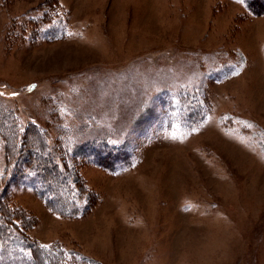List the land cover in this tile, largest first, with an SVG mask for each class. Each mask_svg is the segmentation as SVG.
Returning <instances> with one entry per match:
<instances>
[{"label": "rangeland", "instance_id": "374dc122", "mask_svg": "<svg viewBox=\"0 0 264 264\" xmlns=\"http://www.w3.org/2000/svg\"><path fill=\"white\" fill-rule=\"evenodd\" d=\"M44 9L65 37L35 34ZM185 90L207 106L194 130L165 108ZM0 105L50 143L67 125L131 152L115 173L79 165L97 195L80 218L8 183L34 264H264V15L238 0H0Z\"/></svg>", "mask_w": 264, "mask_h": 264}, {"label": "trees", "instance_id": "16d2710c", "mask_svg": "<svg viewBox=\"0 0 264 264\" xmlns=\"http://www.w3.org/2000/svg\"><path fill=\"white\" fill-rule=\"evenodd\" d=\"M242 3L250 15H264V0H242ZM54 12L44 9L39 16L30 18L39 38L56 41L65 37L66 23L60 13ZM175 93L164 97L169 123L176 122L188 130L196 129L207 116L202 92L185 90ZM88 129L87 126L82 132L85 130L86 133ZM0 137L4 142L7 163L4 172L0 173V264L35 262L32 251L36 243L12 219L14 212L7 198L4 199L8 183L19 180L51 211L64 217L80 218L89 211L97 195L87 186L79 165L85 162L115 173L132 163L127 141L120 145L106 137L79 141L72 127L62 125L56 139L50 143L42 127L35 123L24 126L13 110L2 105Z\"/></svg>", "mask_w": 264, "mask_h": 264}, {"label": "snow or ice", "instance_id": "6c2138e0", "mask_svg": "<svg viewBox=\"0 0 264 264\" xmlns=\"http://www.w3.org/2000/svg\"><path fill=\"white\" fill-rule=\"evenodd\" d=\"M241 2H242V0H241Z\"/></svg>", "mask_w": 264, "mask_h": 264}, {"label": "bare ground", "instance_id": "6f19581e", "mask_svg": "<svg viewBox=\"0 0 264 264\" xmlns=\"http://www.w3.org/2000/svg\"><path fill=\"white\" fill-rule=\"evenodd\" d=\"M114 239V238H113Z\"/></svg>", "mask_w": 264, "mask_h": 264}]
</instances>
